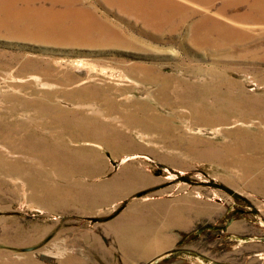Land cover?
Returning <instances> with one entry per match:
<instances>
[{
    "label": "rangeland",
    "instance_id": "obj_1",
    "mask_svg": "<svg viewBox=\"0 0 264 264\" xmlns=\"http://www.w3.org/2000/svg\"><path fill=\"white\" fill-rule=\"evenodd\" d=\"M130 1L0 0V163L7 160L9 168L0 169V264H264L263 190L239 182L219 159L222 147L241 136L264 141V24L232 20L248 11L246 4L224 17L218 0L204 9L190 0ZM202 18L240 37L227 42L210 34L196 43L191 30ZM218 46L226 48L217 52ZM248 104L257 117L246 118ZM196 107L199 117L191 113ZM229 107L235 113L220 114ZM144 109L175 135L137 126L124 131L120 117ZM64 113L71 119L63 120ZM211 114L224 120L218 124ZM93 116L126 132L127 148L109 149L102 135L87 142L63 133L62 122L69 127ZM28 136L48 151L15 154ZM52 146L55 156L47 154ZM62 154L61 175L45 179ZM128 173L135 178L126 179ZM114 179L118 184L98 201L99 187ZM27 182L71 187L76 199L85 198L75 194L77 186L96 194L83 210L82 203L62 209L31 198ZM124 225L140 229L130 238L136 240L121 241L113 232Z\"/></svg>",
    "mask_w": 264,
    "mask_h": 264
},
{
    "label": "bare ground",
    "instance_id": "obj_2",
    "mask_svg": "<svg viewBox=\"0 0 264 264\" xmlns=\"http://www.w3.org/2000/svg\"><path fill=\"white\" fill-rule=\"evenodd\" d=\"M15 1V0H14ZM112 2H116L117 4H121L124 6H128L131 5L132 2L130 0H110ZM193 1L194 3L200 5L203 7H208L210 6L214 1L216 2V0H190V2ZM221 2V7L220 8V14L218 13V15H223L225 13H227L228 11H234L236 10L239 6H242L243 4H246L248 6V11L245 14L242 15H233L232 16V20L236 21V22H254L255 24L257 23V25L260 24H264V0H218ZM166 2V1H165ZM214 2V3H215ZM219 2V3H220ZM151 3V2H150ZM213 3V4H214ZM135 5V4H134ZM153 5V4H152ZM132 6V5H131ZM23 7V6H22ZM133 9V8H132ZM208 9V8H207ZM206 9V10H207ZM244 10V9H243ZM218 11V10H217ZM224 16V15H223ZM216 17V16H215ZM219 17V16H218ZM225 17V16H224ZM63 19V18H62ZM208 21L206 18H202L199 25H197L196 27L193 26V29L191 30V35H192V40L194 42L197 43V41H200L201 39H205V36H208L210 34H215L217 36H219L220 38H222L224 41L230 42V40L234 41V39L239 38L240 35L232 33L229 31V27L227 28L226 25L223 26L222 24H220L219 22H213L210 24V26L206 25V23H208ZM222 23V22H221ZM57 25V24H56ZM76 25V24H75ZM83 25V24H82ZM58 27V26H57ZM62 27V25H61ZM67 27V26H65ZM70 28V27H69ZM76 28V27H74ZM83 29V28H82ZM59 30V29H58ZM61 30V29H60ZM64 30V28H63ZM70 30V29H68ZM80 30V29H78ZM85 30V29H84ZM102 31V30H101ZM236 31V29H235ZM238 31V30H237ZM236 31V32H237ZM59 32V31H58ZM62 32V31H61ZM67 32V31H66ZM77 32V31H76ZM79 32V31H78ZM81 32V30H80ZM89 32V31H88ZM91 32V31H90ZM239 32V31H238ZM68 33V32H67ZM84 33V32H81ZM231 33V34H230ZM54 34V33H53ZM58 34V33H57ZM66 34V33H65ZM80 34V33H79ZM101 34H103L101 32ZM244 34V33H243ZM28 35V34H27ZM51 35V34H50ZM68 35V34H67ZM66 35V36H67ZM74 35V33L72 34ZM69 35V36H72ZM84 35V34H83ZM88 35V33H87ZM190 35V36H191ZM55 36V35H54ZM89 37V35H88ZM102 37V36H101ZM104 37V36H103ZM102 37V38H103ZM244 37V36H243ZM35 38V37H34ZM57 38V37H54ZM80 38V37H79ZM85 38V37H84ZM91 38V37H90ZM101 39V38H100ZM102 40V39H101ZM209 40V39H208ZM222 40V41H223ZM237 41V40H236ZM244 41V40H243ZM232 43V42H231ZM211 44V43H210ZM203 47L208 48L209 47V43H202L201 44ZM212 45V44H211ZM221 45V44H220ZM230 45V44H229ZM238 45V44H237ZM200 46V45H199ZM204 48V49H205ZM226 47H219L216 48L217 52L218 51H222L223 49H225ZM229 48V47H228ZM227 48V49H228ZM203 49V48H202ZM203 49V50H204ZM215 51V50H214ZM213 52V51H212ZM223 54V53H222ZM215 80V79H214ZM209 83V82H208ZM207 84V83H206ZM159 94H161V96L165 97V90H159L158 91ZM75 93V92H74ZM73 93V94H74ZM80 93V92H79ZM72 95V94H71ZM227 95V94H226ZM74 96V95H73ZM72 96V97H73ZM71 97V96H70ZM76 97V96H75ZM48 98V97H47ZM78 98V97H77ZM182 97H179V99ZM92 99V98H90ZM65 100V99H64ZM67 100V99H66ZM240 100V99H239ZM63 101V100H62ZM69 101V100H68ZM76 101V100H75ZM101 101V100H100ZM182 101V100H181ZM231 101V100H230ZM237 101V100H236ZM105 102V101H103ZM180 102V101H179ZM67 103V102H66ZM73 103V102H72ZM88 103V102H87ZM102 103V102H101ZM108 103V102H107ZM63 104V103H62ZM190 104V103H189ZM230 104V103H229ZM229 104H224L222 106L225 105H229ZM247 104V103H246ZM31 105V104H30ZM54 105V104H53ZM75 105V103H74ZM218 105V104H217ZM49 106V105H48ZM58 106V105H57ZM129 106V105H128ZM191 106V105H190ZM220 106V107H222ZM250 111L247 112V114H245L248 118L249 116H255L256 115V108L252 107L251 104L247 105ZM51 107V106H50ZM53 107V106H52ZM116 107V106H115ZM146 107V106H145ZM232 107V106H231ZM229 107L227 109L221 108V115H230L235 113L232 108ZM60 108H62L60 106ZM109 108V107H108ZM235 108V105H234ZM236 109H238V111H240L241 108L236 107ZM245 109V108H244ZM58 110V109H57ZM56 109L52 108L51 110L49 108H41L40 112L43 111V114H48V112L53 111V113H57ZM61 110V109H60ZM66 110V109H65ZM69 110V109H68ZM67 110V111H68ZM71 110V109H70ZM75 110V109H74ZM85 110V109H84ZM83 110V111H84ZM94 110V109H93ZM140 110V109H139ZM145 113H140L141 115H139L137 117V115H135L134 113L130 112L128 114L125 113L124 116H121L120 118L122 119V129H124V131L129 128L131 129L134 126H137L140 131L143 132H153L156 133L157 135H162L165 136L167 138H172V135H175V131L174 129H172L171 127L167 126L164 124V120L162 121L160 118H156L152 116V113H149L147 109H144ZM243 110V109H242ZM66 111V112H67ZM121 111V110H120ZM245 111H247L245 109ZM65 112V111H63ZM76 112V111H75ZM89 112V111H87ZM101 112V111H100ZM141 112V110H140ZM144 112V111H142ZM39 113V112H38ZM74 113V112H73ZM69 114V115H75V114ZM83 113V112H82ZM90 113V112H89ZM137 113V112H135ZM139 113V112H138ZM191 113L195 116L199 117V109L196 107L194 109L191 108ZM242 113V112H240ZM239 113V114H240ZM59 114V113H57ZM65 114V113H64ZM67 114V113H66ZM65 114V115H66ZM100 114V113H99ZM107 114V113H106ZM219 114V115H220ZM258 114V112H257ZM62 115V114H61ZM60 115V116H61ZM63 115V120H68L71 119L69 117H67V115L65 116ZM68 115V116H69ZM117 115V114H116ZM210 114L207 112L206 113V117L207 119H209L210 117H208ZM212 115V114H211ZM105 116V115H104ZM110 119L112 115H107ZM213 117L216 115H212ZM38 117H40L38 115ZM45 117V115H44ZM94 117V116H93ZM106 117V116H105ZM153 117V118H152ZM225 117V116H224ZM229 117V116H228ZM232 117V116H231ZM243 117V116H242ZM257 117V116H255ZM263 117V116H262ZM56 118V117H55ZM215 118V117H214ZM245 118V117H244ZM50 119V118H49ZM110 119L106 118L107 122H102L100 120H96L95 117L94 118H90V119H85L84 121L78 122V120H76L75 122H78V124H76L74 122V120H72L73 124H71V126L67 127L64 122L63 123V133L67 134L68 138L74 140V139H80L83 138V140H86L87 142H92L90 141V139L92 138V136H96V137H100L99 135H102L101 138H103L104 142L103 145L108 147L109 149H121L123 148L124 144L122 142L126 140V137L124 138V136H126V132L124 133L123 131L119 130L118 126L116 125V123H110ZM119 119V118H117ZM116 119V120H117ZM166 119V118H165ZM182 119V117H181ZM218 122V124H221V121L224 120L223 117H218L216 116L215 118ZM240 119V118H239ZM238 119V120H239ZM251 119V118H250ZM52 120H54V118H52ZM59 120V119H58ZM111 120H115V119H111ZM115 120V121H116ZM170 119H168L169 121ZM249 120V119H248ZM120 121V120H119ZM173 121V120H172ZM264 121V120H263ZM113 122V121H112ZM171 122V121H170ZM175 122V121H174ZM110 123V125H109ZM167 123V122H166ZM216 123V124H217ZM262 124V123H261ZM57 125V124H56ZM82 125V126H81ZM174 125V124H173ZM113 126V127H112ZM176 126V125H175ZM178 127V126H177ZM176 127V128H177ZM45 128V127H44ZM67 129H69L72 133H68ZM179 129V128H178ZM181 129V128H180ZM37 130V129H36ZM61 130V129H60ZM86 130L90 133L88 135V133H86ZM39 130H37L38 132ZM180 131V130H179ZM55 132V131H54ZM35 133V132H34ZM97 134V135H96ZM261 134V133H260ZM54 135V134H53ZM155 135V134H154ZM156 135V136H157ZM251 135V133H250ZM153 136V135H152ZM248 136V135H247ZM264 136V135H263ZM34 137V136H33ZM93 137V138H94ZM158 137V136H157ZM184 137V135H183ZM38 138V137H37ZM67 138V139H68ZM155 138V136H154ZM182 138V137H181ZM230 138V137H229ZM237 138V137H236ZM23 142H22V146L24 149L22 150H15V154H22L23 152H25L26 154L31 153V152H36L40 153V152H44L42 151H48L43 145L35 142L34 140H32L30 138V136L28 137H24L22 138ZM44 139V138H43ZM42 139V140H43ZM160 139V138H159ZM178 139V138H177ZM253 139V138H252ZM260 139V138H259ZM194 140V139H193ZM233 140V139H232ZM101 141V140H100ZM153 141V140H152ZM192 141V140H191ZM261 142L259 143L258 141H256V139L254 138L252 141L249 142V140L247 141H243L242 142V136L240 137V142H236L234 144H232L233 146H225L222 147V155L219 157L220 162L223 166H226L227 168H231L232 172L235 174V179H238V181L240 182V179L245 178L244 181H246L248 183V185L251 188H254L255 184H258L260 186V191L263 190L264 193V170H262V168H264V141L260 140ZM95 142V141H94ZM97 142H98V138H97ZM127 142V141H126ZM158 142V141H157ZM160 142V141H159ZM181 142V141H180ZM197 142V141H196ZM69 143V142H68ZM102 143V142H101ZM131 143V142H128ZM151 143V142H150ZM162 143V142H161ZM160 143V144H161ZM183 143V142H182ZM133 145V143H131ZM184 144V143H183ZM70 145V144H69ZM143 145V144H142ZM152 145V143H151ZM187 145V144H185ZM197 145V144H196ZM223 145V144H222ZM225 145V144H224ZM43 146V147H42ZM48 146V145H47ZM160 146V145H159ZM181 146V145H179ZM220 146V145H219ZM40 147V148H39ZM70 147V146H67ZM100 147V146H99ZM98 147V148H99ZM103 147V146H102ZM162 147V146H161ZM160 147V148H161ZM164 147V146H163ZM183 147V146H182ZM201 147V146H200ZM203 147V146H202ZM42 148V149H41ZM51 152H47V154L49 155H53L57 153V151H55V148H53V146L51 147ZM127 148L124 146V149ZM142 148V147H141ZM159 148V147H158ZM196 148V147H195ZM147 149V148H146ZM154 149V148H152ZM162 149V148H161ZM170 149V148H169ZM176 149V148H175ZM187 149V148H186ZM84 150V149H82ZM160 150V149H159ZM168 150V149H167ZM212 150V149H211ZM81 151V150H80ZM126 151V150H125ZM155 151V150H153ZM157 151V150H156ZM162 151V150H161ZM164 151V150H163ZM162 151V152H163ZM189 151V150H188ZM187 151V152H188ZM86 152V151H84ZM168 152V151H167ZM172 152V151H171ZM178 152V151H177ZM194 152V151H191ZM212 152V151H211ZM210 152V153H211ZM217 152V151H216ZM158 153V152H157ZM161 153V152H160ZM159 153V154H160ZM184 153V152H183ZM33 154V153H32ZM36 154V153H35ZM41 154V153H40ZM60 154V153H59ZM176 154V153H175ZM192 154V153H191ZM205 154V153H204ZM221 154V153H220ZM169 155V154H168ZM172 155V154H171ZM214 155V154H213ZM217 155V154H216ZM33 156V155H32ZM57 156V155H56ZM93 156V155H92ZM193 156V155H192ZM207 156V154H206ZM20 157H22V155H20ZM31 157V156H29ZM43 157V156H42ZM46 157H43L42 159L40 158L39 160L41 161V163H43L46 160ZM81 157V156H80ZM184 158V156H182ZM201 157V156H200ZM212 157V156H211ZM215 157V156H214ZM23 158V157H22ZM33 158H37V157H33ZM82 158V157H81ZM91 158V157H90ZM159 158V157H158ZM163 158V157H162ZM171 158V156H170ZM172 158H174L172 156ZM182 158V160H183ZM203 158V157H202ZM20 159V158H19ZM52 160H57L54 159V157L51 158ZM76 159V158H75ZM84 159V158H83ZM176 159V158H175ZM174 159V160H175ZM197 158L195 157V160ZM204 159V158H203ZM38 160V159H37ZM89 160V159H88ZM93 160V159H92ZM91 160V161H92ZM178 160V158H177ZM180 160V159H179ZM199 160V158H198ZM208 160V159H207ZM211 160V159H210ZM67 161V157H64V154L61 155V160H60V164L57 166H52L50 165L49 171L50 173H48L47 175H43V177L45 179H48L49 177L57 178L58 176L61 175V171L63 169V167L65 166ZM72 161V160H71ZM162 161V160H161ZM189 161V160H188ZM212 161V160H211ZM219 161V160H218ZM7 160H4L2 163H0V169L3 170H7L9 168H7ZM74 163V162H73ZM12 164H15L14 161H11V166H13ZM71 164V163H70ZM80 163H78V168ZM171 165V164H170ZM221 165V166H222ZM6 167V168H3ZM31 169V168H30ZM29 169V173L31 174V177H34L33 174L31 173ZM77 169V168H76ZM11 170V168H10ZM61 170V171H60ZM34 171V170H33ZM71 171V170H70ZM226 171V170H225ZM228 172V171H227ZM90 172L87 171V174H89ZM238 173V174H237ZM74 174V172H73ZM79 174V173H78ZM93 174H97V173H93ZM232 174V173H231ZM64 175V174H63ZM75 175V174H74ZM72 176V174H70L68 177ZM86 176V175H85ZM90 176V174H89ZM94 176V175H93ZM100 176V175H99ZM81 177V176H80ZM36 178V176H35ZM72 178V177H71ZM64 180V179H63ZM76 181V180H75ZM236 181V180H235ZM236 181V182H238ZM141 182V181H139ZM232 183V182H231ZM234 183V182H233ZM27 184L29 185V187L32 188V192L30 194L31 198H34L35 200L38 199V195L42 196L43 198H45L48 201H52V202H59L61 203L60 208H66V207H70L71 203H82L84 208H82L83 206L80 207V209H85L89 206V204L91 203L89 200H86V198L88 197V195H90V191H82L81 190V186H77V188H74L75 194L78 193L79 196L85 197L83 200L82 199H76L74 196V192L72 190V188H67V189H61L55 186V184L53 185V183H48V182H38V183H34L33 185H31L30 182H27ZM111 184H118V183H111ZM128 184V183H127ZM140 184V183H139ZM235 184V183H234ZM82 185V184H81ZM138 186V183H135L134 186L130 185L128 187L131 188V190ZM103 187V186H102ZM249 187V188H250ZM245 188V187H244ZM252 190V189H250ZM257 190V189H256ZM82 191V192H81ZM118 189H113V192H117ZM253 191V190H252ZM258 191V190H257ZM258 193V192H257ZM96 194V193H95ZM261 194V193H260ZM2 195V194H1ZM6 195V194H5ZM77 195V194H76ZM106 197V191L104 188V194L98 199V201L104 199ZM74 205V204H73ZM71 209V208H69ZM76 209V207H75ZM66 210V209H65Z\"/></svg>",
    "mask_w": 264,
    "mask_h": 264
},
{
    "label": "crops",
    "instance_id": "obj_3",
    "mask_svg": "<svg viewBox=\"0 0 264 264\" xmlns=\"http://www.w3.org/2000/svg\"><path fill=\"white\" fill-rule=\"evenodd\" d=\"M132 143V142H131ZM131 148H133V147H135L134 146V144L132 145L131 144V146H130ZM139 147V146H138ZM130 148V149H131ZM86 165V164H85ZM88 165H89V163H88ZM100 165V164H99ZM98 165V166H99ZM77 168H78V166H77ZM90 168H93V166H87V167H85L84 169L85 170H87V171H89V169ZM100 172L98 173V175H101L102 173L104 174V172L103 171H105V169L104 168H102V166H100ZM103 169V170H102ZM126 170L128 171V170H131L130 169V167H127L126 168ZM127 174V173H126ZM131 174H133V173H131ZM129 176H133L134 178H135V175L133 174V175H130V173H128V177H126V179H129ZM86 177H89V176H86ZM132 177V178H133ZM125 179V180H126ZM138 179H144L143 177H138ZM116 181H118V179H114L113 180V182H110V183H107V184H105V185H101L100 187H99V189H101V188H107V187H109L110 186V184L111 183H114V182H116ZM143 181H145V180H143ZM138 183H140V184H143V182H138ZM103 186V187H102ZM144 186V185H143ZM88 189V191H90V195H92V194H95L96 193V188L94 189V190H91V189H89V187L87 188ZM140 229H130L128 226H126V225H124V226H121V227H115V230H113V232H116L117 234H118V237L119 238H121V241H124V242H131V241H133V240H136V239H130V238H133L134 236H136L137 237V235H138V233L140 232L139 231ZM142 230V229H141ZM130 232H133V233H135V234H133V235H127V233H130ZM147 242V241H146ZM132 246V245H131ZM130 246V247H131ZM128 247V246H127ZM127 247L125 248L124 247V249H127ZM77 264H86V263H84L83 261H79Z\"/></svg>",
    "mask_w": 264,
    "mask_h": 264
}]
</instances>
